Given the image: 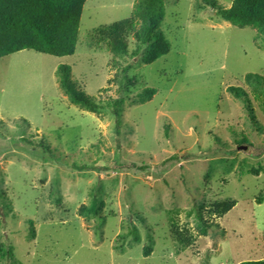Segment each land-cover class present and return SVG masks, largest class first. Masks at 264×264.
I'll list each match as a JSON object with an SVG mask.
<instances>
[{
  "label": "rangeland",
  "instance_id": "1",
  "mask_svg": "<svg viewBox=\"0 0 264 264\" xmlns=\"http://www.w3.org/2000/svg\"><path fill=\"white\" fill-rule=\"evenodd\" d=\"M232 1L215 0L226 9ZM134 2L86 0L72 56L0 58V249L12 254L0 264L264 260V33L225 22L200 0H163L170 49L147 64L130 34L126 55L95 36L129 18ZM60 64L96 112L63 94ZM229 87L245 92L257 125ZM145 89L156 92L141 100ZM225 200L236 203L223 217L209 211ZM93 202L95 215L86 211ZM201 205L214 224L206 233ZM172 223L192 235L180 253Z\"/></svg>",
  "mask_w": 264,
  "mask_h": 264
},
{
  "label": "trees",
  "instance_id": "2",
  "mask_svg": "<svg viewBox=\"0 0 264 264\" xmlns=\"http://www.w3.org/2000/svg\"><path fill=\"white\" fill-rule=\"evenodd\" d=\"M200 1L205 6L214 9L225 22L238 28L252 27L264 33V0H233L231 7L227 9L218 5L215 0ZM85 2L86 0H0V58L22 50H30L57 58L72 56L76 51L80 19ZM163 17V0H135L129 18L100 26L95 31V36L100 41L106 42L115 54L126 55L128 53L126 37L130 34L139 44L145 46L141 55L142 60L144 63L150 64L167 54L170 49V44L160 32ZM56 76L63 94L72 104L92 113L99 109L95 100L80 90L72 81L70 66L58 65ZM247 78L259 83L262 80L253 74H248ZM227 91L234 98L243 101L249 120L253 125H257L245 92L235 87H229ZM155 92V89H145L138 94V98L148 99ZM122 104L121 99H116L113 102V114L116 117L117 126L120 124ZM245 141L243 138L242 142ZM79 169L89 170L90 168L84 166ZM138 169L146 168L139 167ZM235 203L233 200L215 203L212 210L209 211L217 213L218 217H223ZM82 209H80V213ZM86 211L95 215L97 213L96 203L93 202ZM203 211V205H201L196 218L201 225V230L206 233L214 224L204 220ZM170 233L173 240L179 245V253L193 242L192 235L187 229L180 230L173 223ZM129 235L134 242H139V236L135 230H132ZM152 243V238L148 236L147 244L142 249L144 257L151 253ZM4 257H12L10 249H0V258ZM239 264H264V260H249Z\"/></svg>",
  "mask_w": 264,
  "mask_h": 264
}]
</instances>
